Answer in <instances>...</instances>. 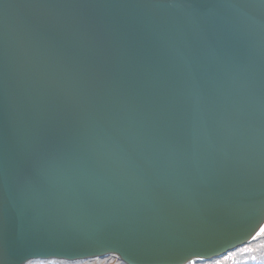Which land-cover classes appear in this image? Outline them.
<instances>
[{
	"label": "water",
	"instance_id": "95a60500",
	"mask_svg": "<svg viewBox=\"0 0 264 264\" xmlns=\"http://www.w3.org/2000/svg\"><path fill=\"white\" fill-rule=\"evenodd\" d=\"M263 226L264 0H0V264H188Z\"/></svg>",
	"mask_w": 264,
	"mask_h": 264
},
{
	"label": "trees",
	"instance_id": "16d2710c",
	"mask_svg": "<svg viewBox=\"0 0 264 264\" xmlns=\"http://www.w3.org/2000/svg\"><path fill=\"white\" fill-rule=\"evenodd\" d=\"M255 241L256 239L251 240L249 243L238 249V251L232 250L229 253L217 256L210 260H196V264H216L217 260L223 259L224 257H227V264H264V238L260 242ZM39 260H33L28 262L27 264H37ZM100 260L102 264H125L116 256L112 255H109L108 257H101ZM69 264H75V261H70Z\"/></svg>",
	"mask_w": 264,
	"mask_h": 264
},
{
	"label": "snow or ice",
	"instance_id": "6c2138e0",
	"mask_svg": "<svg viewBox=\"0 0 264 264\" xmlns=\"http://www.w3.org/2000/svg\"><path fill=\"white\" fill-rule=\"evenodd\" d=\"M257 236H264V227L260 228L259 232L257 233ZM253 239L255 240L256 237L254 236ZM196 255L198 256V258L203 259V256H201L199 253H196ZM88 256H96V258L92 260L82 256L79 259H75L73 257H59L53 255L51 257L46 256L41 258L37 262V264H69V262L73 259H75V264H102L100 257L95 253L88 254ZM191 264H196V260H192ZM216 264H227V257L217 260Z\"/></svg>",
	"mask_w": 264,
	"mask_h": 264
},
{
	"label": "rangeland",
	"instance_id": "374dc122",
	"mask_svg": "<svg viewBox=\"0 0 264 264\" xmlns=\"http://www.w3.org/2000/svg\"><path fill=\"white\" fill-rule=\"evenodd\" d=\"M263 238H264V236H257L255 242H258V241L260 242ZM255 242H254V243H255ZM244 245H245V244H244ZM244 245H243V246H244ZM243 246H242V247H243ZM236 250H237V249H236ZM236 250H234V251H236ZM237 251H238V250H237ZM107 257H108V256H107Z\"/></svg>",
	"mask_w": 264,
	"mask_h": 264
},
{
	"label": "bare ground",
	"instance_id": "6f19581e",
	"mask_svg": "<svg viewBox=\"0 0 264 264\" xmlns=\"http://www.w3.org/2000/svg\"><path fill=\"white\" fill-rule=\"evenodd\" d=\"M241 247H242V246L238 247L237 250L240 249ZM200 261H202V260H200Z\"/></svg>",
	"mask_w": 264,
	"mask_h": 264
},
{
	"label": "clouds",
	"instance_id": "9594fccd",
	"mask_svg": "<svg viewBox=\"0 0 264 264\" xmlns=\"http://www.w3.org/2000/svg\"><path fill=\"white\" fill-rule=\"evenodd\" d=\"M263 227H264V226H263ZM248 243H249V242H248ZM246 244H247V243H246ZM246 244H245V245H246ZM236 249H237V248H236ZM236 249H235V250H236Z\"/></svg>",
	"mask_w": 264,
	"mask_h": 264
}]
</instances>
